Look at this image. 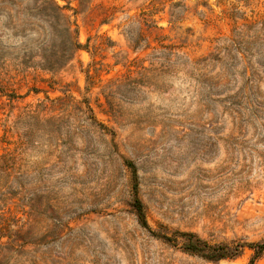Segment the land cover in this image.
I'll return each mask as SVG.
<instances>
[{"label":"rangeland","instance_id":"1","mask_svg":"<svg viewBox=\"0 0 264 264\" xmlns=\"http://www.w3.org/2000/svg\"><path fill=\"white\" fill-rule=\"evenodd\" d=\"M126 162L151 231L264 240V0H0V264H249L141 228Z\"/></svg>","mask_w":264,"mask_h":264},{"label":"trees","instance_id":"2","mask_svg":"<svg viewBox=\"0 0 264 264\" xmlns=\"http://www.w3.org/2000/svg\"><path fill=\"white\" fill-rule=\"evenodd\" d=\"M77 47H81L77 45ZM103 130L107 131L105 128ZM131 172L133 179V191L134 199L131 204V208L134 216L139 224V226L145 229L148 233L151 234L156 239L161 240L162 242L172 245L179 246V248L186 254L192 256H198L208 262H219L221 260H232L237 258L243 249H249L253 252V256L249 261V264H254V262L261 256L264 252V240L257 243H219V244H209L208 242L202 240L198 235L191 232H178L174 231L170 234L164 233H155L150 230L144 212V206L141 201L138 199L136 194V174L134 166L126 162L125 164Z\"/></svg>","mask_w":264,"mask_h":264}]
</instances>
